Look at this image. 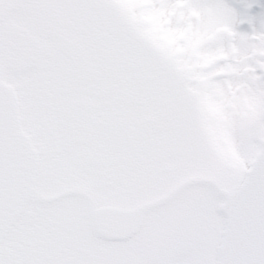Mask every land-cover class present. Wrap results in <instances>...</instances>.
<instances>
[{"label":"snow or ice","instance_id":"1","mask_svg":"<svg viewBox=\"0 0 264 264\" xmlns=\"http://www.w3.org/2000/svg\"><path fill=\"white\" fill-rule=\"evenodd\" d=\"M254 2L0 0V264H264Z\"/></svg>","mask_w":264,"mask_h":264},{"label":"rangeland","instance_id":"2","mask_svg":"<svg viewBox=\"0 0 264 264\" xmlns=\"http://www.w3.org/2000/svg\"><path fill=\"white\" fill-rule=\"evenodd\" d=\"M250 12L254 15L264 13V0H257V2H254L253 7L250 9ZM256 26L259 27V18L256 21ZM238 27L240 30H252V25L249 24L247 21L238 25Z\"/></svg>","mask_w":264,"mask_h":264}]
</instances>
